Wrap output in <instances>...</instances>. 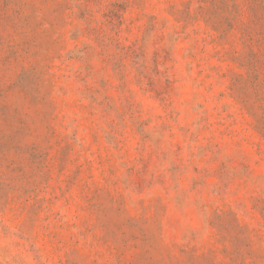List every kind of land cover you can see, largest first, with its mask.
<instances>
[{"label": "rangeland", "instance_id": "rangeland-1", "mask_svg": "<svg viewBox=\"0 0 264 264\" xmlns=\"http://www.w3.org/2000/svg\"><path fill=\"white\" fill-rule=\"evenodd\" d=\"M0 264H264V0H0Z\"/></svg>", "mask_w": 264, "mask_h": 264}]
</instances>
